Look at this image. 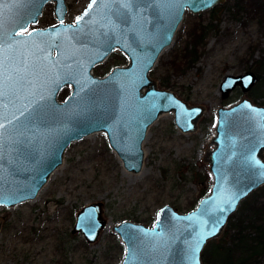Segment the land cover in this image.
Wrapping results in <instances>:
<instances>
[{
	"label": "water",
	"instance_id": "1",
	"mask_svg": "<svg viewBox=\"0 0 264 264\" xmlns=\"http://www.w3.org/2000/svg\"><path fill=\"white\" fill-rule=\"evenodd\" d=\"M224 2L137 0L129 14L108 0H97L89 9L90 0L79 23L61 24L65 0H2L5 48L0 58L12 77L7 85L15 104H9V115H19L17 109L37 101L39 110L26 113L6 130L0 150V207L34 200L62 165L70 144L93 133L106 134L123 170L138 174L144 164L143 143L159 116L172 112L181 133L195 132L203 108L159 89L150 72L172 43L186 11L199 14ZM48 3L54 4L55 27L35 29L32 37L11 35L21 24L35 25ZM114 50L128 59L127 65L103 78L94 76L93 68ZM257 82L252 72L226 76L221 94L225 97L238 87L245 93ZM67 86L69 96L59 102ZM213 145L207 158L211 187L194 210L180 214L163 206L152 227L122 222L112 228L125 249L121 264H203L206 243L218 238L239 204L264 185V106L243 98L219 108ZM234 194L239 199L232 208L227 201ZM221 220L215 235L197 248L200 235ZM106 226L102 203H92L76 214L73 232L91 244Z\"/></svg>",
	"mask_w": 264,
	"mask_h": 264
},
{
	"label": "rangeland",
	"instance_id": "2",
	"mask_svg": "<svg viewBox=\"0 0 264 264\" xmlns=\"http://www.w3.org/2000/svg\"><path fill=\"white\" fill-rule=\"evenodd\" d=\"M88 1L65 0L68 12L64 22L72 23ZM228 1L199 14L186 11L172 43L157 60L155 68L162 69L157 76L150 75L159 89H166L161 82L168 77L172 87L166 90L189 106L203 108L195 132L181 133L172 112L159 116L143 143L144 164L138 174L123 170L102 132L71 143L62 165L50 175L34 200L0 207V264H121L125 249L112 231L114 226L131 222L152 227L163 206L180 214L196 208L212 182L207 158L214 148L217 110L243 98L262 106L260 85L245 93L238 87L225 97L221 94L220 86L226 76L264 73V67L257 62L264 56V29L250 24L245 15L240 21H232L235 11H227ZM56 23L53 4L49 3L37 24L30 27ZM196 25L206 28L197 59L190 65L182 64L177 71L169 70L167 63L180 59ZM127 63L124 55L115 52L96 65L92 74L103 78L113 68ZM70 92L71 87H65L58 101ZM98 202L102 203L107 226L95 242L88 244L81 234L73 232L76 214L84 206ZM216 239L206 243V254H210Z\"/></svg>",
	"mask_w": 264,
	"mask_h": 264
},
{
	"label": "trees",
	"instance_id": "3",
	"mask_svg": "<svg viewBox=\"0 0 264 264\" xmlns=\"http://www.w3.org/2000/svg\"><path fill=\"white\" fill-rule=\"evenodd\" d=\"M228 2L230 4L227 6V11L230 12L231 9L235 11L231 14L232 21H240L245 15L250 24L256 23L264 29V0H229ZM205 29L203 28L200 34L191 33L190 42L183 47L180 59L176 58L167 63L170 66L169 70L177 71L182 64L190 65L197 59V49L203 44ZM257 62L264 67V56ZM157 68L151 70V76H157L158 71L162 69L161 66ZM257 77L256 85L263 86L260 97L264 106V73L258 74ZM161 85L166 89L172 87L168 77L162 79ZM210 185L209 181L200 200L208 194ZM213 242L216 244L209 255L202 251L203 264H264V185L239 204L236 212L228 219L221 236Z\"/></svg>",
	"mask_w": 264,
	"mask_h": 264
},
{
	"label": "snow or ice",
	"instance_id": "4",
	"mask_svg": "<svg viewBox=\"0 0 264 264\" xmlns=\"http://www.w3.org/2000/svg\"><path fill=\"white\" fill-rule=\"evenodd\" d=\"M2 2V0H0ZM108 2L113 4H119L122 8L126 9L129 14L133 11V5L137 2V0H108ZM97 3V0H91V3L89 4L88 8L91 9L95 4ZM139 10V9H138ZM84 15H88V12L86 11ZM83 17H76L77 23H79ZM61 24L64 23L63 20L60 21ZM55 27V26H54ZM35 29L29 30V27L27 25L21 24L19 26V30L13 32L12 36H24L27 34L29 37H32L35 33ZM5 48V44L3 42V32H2V26H0V54L3 53ZM37 48H39L41 51L43 50L40 45H37ZM11 75L9 74V70L6 67V64L4 62L3 58H0V150L3 148V144L5 141V133L9 125H14L15 122L19 121L21 117H24L26 113H31L34 109L38 111L37 105L39 104V101L36 102V104H32L31 107L28 105H25L23 110L17 109L19 111V115H17L15 112H12L11 115H9V104H12L13 107H15L14 101L9 97V91H8V85L7 81L11 80ZM19 99V97H17ZM44 98L41 97V100ZM23 135V133H21ZM3 177L0 176V183H2ZM246 194V193H245ZM239 199V195L234 194L228 201L229 207L234 208L235 202ZM221 211H224V209H221ZM222 223L221 221H218L216 225H214L209 231L206 233H202L199 237V240L197 241V248L200 243H202L208 236L215 235V232L218 231L219 224ZM159 235V234H158Z\"/></svg>",
	"mask_w": 264,
	"mask_h": 264
},
{
	"label": "flooded vegetation",
	"instance_id": "5",
	"mask_svg": "<svg viewBox=\"0 0 264 264\" xmlns=\"http://www.w3.org/2000/svg\"><path fill=\"white\" fill-rule=\"evenodd\" d=\"M89 1H90V0H89ZM89 1H88V3H89ZM48 4H49V3H48ZM52 4H53V3H52ZM46 5H47V4H46ZM46 5H45V6H46ZM65 5H66V3H65ZM87 5H88V4H87ZM85 8H86V7H85ZM67 12H68V7H67V5H66V14H65V16H64V19H65L66 15H67ZM82 12H83V11H82ZM82 12H81V13H82ZM41 14H42V13H41ZM53 15H54V4H53ZM79 15H80V14H79ZM79 15H78V16H79ZM78 16H77V17H78ZM39 17H40V16H39ZM39 17H38V18H39ZM54 17H55V15H54ZM37 20H38V19H37ZM75 20H76V18H75ZM75 20H74L72 23H65V22H64V24H74V23H75ZM36 24H37V23H36ZM36 24H35V25H36ZM55 25H57V23H56V24H52V25H48V26L43 27V28H41V27L31 28L30 26H34V25H30V26H29V30L31 31L32 29H46V28H48V27L55 26ZM201 27H202L201 25H196L195 27H193V30H192V31H194V33H196V34H200V33L203 32L202 30H203V28H204V27H203V28H201ZM204 29H205V28H204ZM204 32H205V31H204ZM115 52H119V51H118V50H114L109 56H111V55H112L113 53H115ZM119 53H121V52H119ZM121 54H122V53H121ZM122 55H123V54H122ZM109 56H108V57H109ZM108 57H107V58H108ZM107 58H106V59H107ZM106 59H105V60H106ZM105 60H104V61H105ZM104 61H103V62H104ZM101 63H102V62H101ZM99 64H100V63H99ZM99 64H98V65H99ZM115 68H116V67H115ZM113 69H114V68H113ZM67 97H68V96H67ZM67 97H65V98H67ZM65 98H64L62 101H64ZM58 100H59V99H58ZM62 101L60 100L59 102H62Z\"/></svg>",
	"mask_w": 264,
	"mask_h": 264
}]
</instances>
